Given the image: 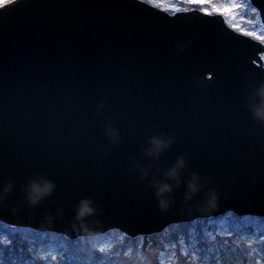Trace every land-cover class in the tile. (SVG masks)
I'll return each instance as SVG.
<instances>
[{"label":"water","instance_id":"water-1","mask_svg":"<svg viewBox=\"0 0 264 264\" xmlns=\"http://www.w3.org/2000/svg\"><path fill=\"white\" fill-rule=\"evenodd\" d=\"M246 2L264 31V3ZM261 84L264 44L220 14L142 0L1 4L0 184L15 186L0 223L76 241L227 213L264 218V122L250 107ZM161 133L172 142L147 155ZM181 156L162 209L154 181ZM194 174L201 187L188 199ZM41 177L55 186L33 206L25 185ZM83 201L94 211L80 216Z\"/></svg>","mask_w":264,"mask_h":264},{"label":"rangeland","instance_id":"rangeland-1","mask_svg":"<svg viewBox=\"0 0 264 264\" xmlns=\"http://www.w3.org/2000/svg\"><path fill=\"white\" fill-rule=\"evenodd\" d=\"M8 1L0 0V5ZM142 1L148 3V0ZM184 4H188L189 9L220 14L234 31L264 44V40L260 39L264 31L258 14L246 0H154L150 5L173 13L184 10L181 9ZM16 231L30 237L31 246L27 251L6 249L7 239ZM261 236H264V218L237 217L227 213L218 218L196 220L185 226L171 225L156 235L130 239L112 231L93 238L78 239L73 245H87L98 254L92 260L83 263L81 260V264H127L121 256L129 257L131 264H177L172 249H179L180 255L189 254L197 264H264V239H260ZM174 242L177 244L172 247ZM101 245L105 246L104 252L99 250ZM68 248V241L62 235H33L31 230L11 229L0 223V257L3 264H62L59 256ZM45 253H48L47 258L42 259ZM52 255H56L57 259L53 260Z\"/></svg>","mask_w":264,"mask_h":264},{"label":"clouds","instance_id":"clouds-1","mask_svg":"<svg viewBox=\"0 0 264 264\" xmlns=\"http://www.w3.org/2000/svg\"><path fill=\"white\" fill-rule=\"evenodd\" d=\"M254 95L259 96L261 99L258 104H250L253 116L255 119L264 122V84L258 86ZM102 107L103 102L98 105V110H102ZM111 131L116 133L118 136V129L113 128ZM172 139V137H169L166 134H158L150 137L148 146L145 149L146 154L149 156H158L159 152L162 151L164 147L170 145ZM185 166L186 160L184 157H178L177 162L165 174L168 179L164 181H154V188L162 209H166L170 206L169 196L174 190V185L170 181L175 180L178 184L180 182L182 169ZM142 171L144 175L148 174L146 168L142 169ZM14 186V181L12 180L0 184V203L6 200L8 194L13 191ZM54 186V182L47 178L41 177L31 179L29 183L25 185V193L28 202L33 206H36L42 199L45 198L46 195L51 193V191L54 189ZM200 187L199 178L194 174L193 178L188 181V190L185 194L186 198L191 199L195 193L200 191ZM210 195L214 196V193H210ZM78 211L80 216H84L93 212L94 208L89 201H83Z\"/></svg>","mask_w":264,"mask_h":264},{"label":"trees","instance_id":"trees-1","mask_svg":"<svg viewBox=\"0 0 264 264\" xmlns=\"http://www.w3.org/2000/svg\"><path fill=\"white\" fill-rule=\"evenodd\" d=\"M188 4H184L181 9H189ZM181 225H186V224H181ZM33 235L35 234H44V233H37V232H32ZM8 241H11V243H8L6 246V249H13L14 251H17L19 249H22L23 251H27L29 247L31 246L30 244V237L27 234H23L20 232H14L8 239ZM126 240V238H125ZM68 241L69 248L68 250L64 251L61 253L59 258L63 260L62 264H81L80 261L82 260V263L86 260H92V258H95L98 256L96 252H93L89 246L87 245H82V244H75L74 241ZM177 242H174L172 244L173 246H176ZM5 249V250H6ZM174 251V256L176 257V262L177 264H197V262L189 255H180V250L175 251V249H172ZM132 256V255H131ZM133 257H135V253L133 252ZM131 258V257H130ZM121 259L128 262L127 264H131V260L126 257L121 256ZM154 263V262H153ZM156 263V262H155Z\"/></svg>","mask_w":264,"mask_h":264},{"label":"snow or ice","instance_id":"snow-or-ice-1","mask_svg":"<svg viewBox=\"0 0 264 264\" xmlns=\"http://www.w3.org/2000/svg\"><path fill=\"white\" fill-rule=\"evenodd\" d=\"M153 2H154V0H148V3H149V4H151V3H153ZM261 2L264 3V0H261ZM3 7H7V5L5 4ZM253 10L255 11L256 9L254 8ZM205 11H207V9H205ZM217 11H220V9H217ZM242 31H243V30H242ZM249 34H250V35H254L255 33H249ZM260 39H261V40H264V36H260ZM157 135H158V134H157ZM159 135H162V133L159 134ZM229 234H230V233H229ZM5 239H7V238H5ZM260 239H264V236H261ZM8 243H11V241H8ZM249 243H251V241H249ZM99 250H100L101 252H104V250H105V246L101 245ZM47 255H48V253H45L41 258H42V259H46V258H47ZM193 255H194V253H193ZM52 259H53V260H56V259H57V256H56V255H52ZM0 264H3V259H2V257H0Z\"/></svg>","mask_w":264,"mask_h":264},{"label":"bare ground","instance_id":"bare-ground-1","mask_svg":"<svg viewBox=\"0 0 264 264\" xmlns=\"http://www.w3.org/2000/svg\"><path fill=\"white\" fill-rule=\"evenodd\" d=\"M67 240H68V239H67ZM77 240H78V239H77ZM77 240H76V241H77ZM69 241H70V240H69ZM74 242H75V241H74Z\"/></svg>","mask_w":264,"mask_h":264}]
</instances>
